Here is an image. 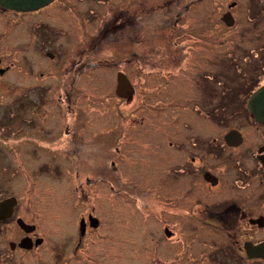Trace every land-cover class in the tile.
<instances>
[{
	"label": "flooded vegetation",
	"instance_id": "1",
	"mask_svg": "<svg viewBox=\"0 0 264 264\" xmlns=\"http://www.w3.org/2000/svg\"><path fill=\"white\" fill-rule=\"evenodd\" d=\"M97 1L107 10L85 9L86 20L70 0L26 12L35 19L45 13L28 24L23 71L28 85L42 88L31 102L46 110L18 127L25 132L20 145L41 151L40 163L58 168L88 204L43 264H126L129 215L137 220V241L152 243L154 264H264V122L248 110L251 94L264 84L258 79L264 76V0ZM70 11L71 20L68 14L53 21L52 14ZM241 19L253 30L236 37ZM210 35L238 40L204 71ZM146 37L155 45L145 47ZM192 40L200 45L187 46ZM45 60L56 67L47 70ZM3 65L0 57L1 76L17 63ZM108 67L118 68L122 109L137 102L132 116L85 111L77 103L94 82L90 74ZM204 76L215 77L222 91L219 99L209 95L210 109ZM103 122L108 125L97 127ZM129 144L136 156L127 163ZM97 182L105 185L104 197L133 210L110 208L105 229L90 197ZM14 215L0 226L16 223ZM22 220L35 228L26 232L16 223L11 251L43 246L37 226Z\"/></svg>",
	"mask_w": 264,
	"mask_h": 264
},
{
	"label": "rangeland",
	"instance_id": "2",
	"mask_svg": "<svg viewBox=\"0 0 264 264\" xmlns=\"http://www.w3.org/2000/svg\"><path fill=\"white\" fill-rule=\"evenodd\" d=\"M70 4L72 7L74 5L76 8L80 7V15L83 20H86L83 16L85 9L93 8L99 13L101 11L104 13V10H107V7L105 5L101 7L97 0H82L81 3L70 0ZM239 13H244L243 8L239 10ZM68 14L70 16H67ZM73 14L71 11L56 12L52 14L53 21H61L66 16L68 20H71L70 17H74ZM31 15L33 14L11 10L0 12V57L4 58L3 67L13 61L17 63L5 75H0V200L9 196L16 198L18 206L15 209L14 217L18 216L28 223L35 224L37 226L36 232L44 238L45 243L31 251L19 248L11 251L9 245L11 242H17L19 235L16 234L15 219L8 221L9 224L0 226V264H43V258L48 257L52 248L59 244L58 240H61L64 234L71 233L67 231L77 226L79 215L85 213L88 207L86 202L78 200L74 195L71 180L64 181L58 175V168L40 163L39 159L43 158L41 151L35 152L26 145H20L21 139L25 138V132L23 130L18 131V127L22 128L20 125L25 118H38L39 112L46 110V107H40V102H31L33 99L36 100L37 90L40 91L42 88L39 84L28 85L30 77H27L23 71V68L27 67L25 33L28 24L30 22L36 23V20L42 19L45 13L38 16L37 19H35V15L33 17ZM159 19L158 17L155 18L156 21ZM252 26L241 19L235 27L237 34L234 36H242L244 31L253 30ZM55 35L57 33L49 32V36ZM235 40L238 39L227 36L210 35L204 37V71L212 70L213 67L210 63L216 61L214 55L223 53L227 48H233ZM174 41H177L178 44V40ZM195 41L192 40L186 45L199 46L200 44L195 43ZM144 42L146 43V45L144 44L145 47L155 45L154 38L146 37ZM165 45L168 46L167 43ZM102 56L105 57V55ZM217 62L230 63L227 59L222 58L218 59ZM44 66L47 70H51L56 67V63L45 60ZM108 68L110 70L104 72L101 70L91 74L86 73V75H91L90 79L94 82L89 89H86L87 93L78 98L77 103L81 106L85 105V111L95 109L118 111L132 116L137 102L134 100L133 103L122 109L115 94V72L118 68ZM245 72L248 74L250 71ZM258 79L264 80V76L261 75ZM221 94L218 80L215 77L208 79L204 76L205 107L210 109L209 95L219 99ZM49 109L52 108L49 107ZM107 125L103 122L97 127ZM91 126L96 127L94 124ZM131 126L129 125V127ZM37 138L41 139L40 137ZM38 148L43 149L41 145ZM132 151L131 144L123 150L127 163L136 156V153L132 154ZM90 188L94 192V194L90 193V197L93 198L91 199L94 200V212L102 222V229H105V226L112 221L113 217L108 215L110 208H117L118 213L126 212V210L129 213L133 212L129 206L126 207L104 197L106 193L103 183L97 182L94 186L91 184ZM119 201L120 199H118ZM127 223L129 229L128 234H126L128 241L126 264H154L151 257L152 251H154L152 243L146 241L141 244L142 242H138L134 234L133 228H136L137 220L133 215H129ZM3 250L7 252L4 253Z\"/></svg>",
	"mask_w": 264,
	"mask_h": 264
},
{
	"label": "water",
	"instance_id": "3",
	"mask_svg": "<svg viewBox=\"0 0 264 264\" xmlns=\"http://www.w3.org/2000/svg\"><path fill=\"white\" fill-rule=\"evenodd\" d=\"M52 0H0V6L4 9L29 12L41 7H44ZM4 69L0 70L3 73ZM122 74L118 75V89L117 93L122 95ZM248 110L253 114L258 122H264V84L256 89L248 100ZM17 200L14 197H9L0 201V221H5L13 217ZM16 223L26 232L35 228L33 225L26 224L21 218L16 220ZM41 239L36 240L35 245L41 243ZM23 242V240H22ZM11 248H14V244H10ZM30 247V246H27Z\"/></svg>",
	"mask_w": 264,
	"mask_h": 264
}]
</instances>
